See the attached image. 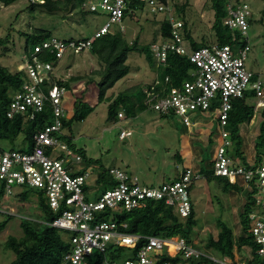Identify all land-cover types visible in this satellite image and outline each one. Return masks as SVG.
Listing matches in <instances>:
<instances>
[{"label":"built area","instance_id":"1","mask_svg":"<svg viewBox=\"0 0 264 264\" xmlns=\"http://www.w3.org/2000/svg\"><path fill=\"white\" fill-rule=\"evenodd\" d=\"M27 1L43 3L46 0ZM131 1L85 0L84 7L88 6L91 12L98 14L108 12L109 20L90 37L66 40L53 36L36 44L26 53L21 65L28 80L14 94L8 108L9 118L25 116L34 120L47 107L53 114L52 122L35 133L31 150L4 149L0 146V211L6 210L2 207L3 200L14 193V186L35 188L42 193L50 208L59 213L51 224L73 233L72 249L59 264H89V256L94 251L104 252L111 244L131 248L142 238L139 234L125 232L123 227L127 226L126 223L119 224L112 217L103 219V216H99L105 210L114 213L130 211L146 206L151 200H161L174 206L181 218H186L193 205L191 187L202 176L188 166L178 178L155 185L142 182L137 175L126 170L112 167L109 173L115 184L106 187L92 199L89 196L93 191L87 187L90 172L68 168L65 165L68 157H62L58 152L59 148L66 149V154L73 156L75 161L81 159L61 137L64 134L63 118L67 115L65 99L68 89L57 83L54 63L46 57L61 60L69 51L81 53L90 49L94 40L107 32H125L123 22ZM139 1L148 2L155 12L169 13L173 36L151 44L152 55L159 67L168 65L170 52L187 56L194 66L193 72L189 73L191 79L184 81L180 87L169 88L167 93L165 88L159 87L169 80V76L155 79L145 89L146 103L164 116L180 117L186 126L195 123L193 115L197 112L211 114L213 119H217L221 142L215 149L212 175L227 178L249 191L256 187V203L249 213V219L257 256L264 261V162L259 166L247 167L234 159L229 152L232 140L227 129L235 98L253 90L255 112L264 107V83L260 78L252 80L254 72L248 69L246 63L251 45L244 44L237 53L231 45L218 43L192 49L183 36L184 21L171 12L170 5L159 0ZM5 6L4 1L0 0V12ZM226 7L228 15L224 24L239 30L247 38L249 18L252 16L250 5L242 0H227ZM119 116L123 117L124 114L120 112ZM129 134L130 131L122 130L120 138ZM145 238L135 257L116 262L104 259L102 264H173L164 259L166 256H180L177 264H207V261L229 264L225 257L218 259L196 247L195 243L190 244L181 235H151ZM262 261L255 264H264Z\"/></svg>","mask_w":264,"mask_h":264},{"label":"rangeland","instance_id":"2","mask_svg":"<svg viewBox=\"0 0 264 264\" xmlns=\"http://www.w3.org/2000/svg\"><path fill=\"white\" fill-rule=\"evenodd\" d=\"M242 1L250 5L252 16L249 20L253 19L252 22L249 21L247 38L244 36L241 38L248 39L251 45L246 61L247 67L257 73L264 83V0ZM176 3L187 4L186 19L195 40L206 41L208 45L217 42L212 28L215 17L211 0H171V12L177 17ZM28 8L27 0H18L2 8L0 12V36L6 37L9 34L10 38L7 50L0 46V64L8 68H13L15 64L22 65L25 61V37L21 31L30 33L34 29L48 28L52 30L54 37L60 39L90 37L109 20L108 12L94 13L88 6L84 7L82 4L54 13L43 10L30 11ZM165 12L168 11H153L146 2L143 9L137 10L134 18L127 17L124 20L125 37L129 41L139 37L143 44L161 41L160 23L166 15ZM239 49V46L233 48L236 53ZM127 63L131 71L108 91L110 101L99 102L97 78L96 82L90 84L87 83V78L72 83V89L67 91L68 96L65 99L67 114L73 113V102L81 95L90 104L96 105V108L85 120H74L64 128V134L68 135L65 141L81 159L75 161L73 156L66 154V149L59 148L58 152L62 157H68L65 161L68 168L90 172L87 187L89 191H93L89 196L92 199L106 188L96 183L100 171L111 176L109 169L117 167L137 175L144 183L157 185L178 178L190 160L194 171L200 170L202 174L191 187V198L196 208L197 219L192 235L193 242L218 259L223 258L220 252L210 249L206 242L210 236H217L218 218L228 222L236 236L242 233L241 214L247 202V193L234 190L224 192L217 183L218 179L210 181L206 178V175L213 172L215 149L221 142L217 119H213L211 114L196 113L207 121V125L203 126L207 131L206 138L188 136L186 131L191 128H188L180 117L164 116L150 106L136 115H128L123 110V117L119 116L117 121L109 122L108 106L118 93L138 85L140 88L135 91V98L145 99L147 86L155 79L162 78L163 68L159 67L156 59L148 60L143 53L130 52ZM100 67L97 56L89 49L81 53L69 51L54 68V75L57 79L67 80L72 76L90 74ZM193 70L194 67L189 73ZM250 101L255 102V98H251ZM259 117L260 113L256 112L251 123L242 124L241 143L229 146L240 147L244 152L243 159L249 162L254 157ZM122 130L130 131V134L120 138ZM23 139L22 132L13 139L0 140V146L4 149L28 151L30 144L24 143ZM178 152L182 156L180 161L176 157ZM238 161L243 162L242 159ZM14 190L13 194H9L3 200L5 212L14 214V217L9 220L6 228L0 231V264H9L16 258L12 250L5 249L4 243L10 235L17 237L23 235L22 218L27 215L42 218L43 214L37 201V193H40L37 189L14 186ZM22 190H29L32 193L29 200L21 199L19 192ZM3 217L4 214H1L0 218ZM242 257L240 254L239 260L228 259V262L242 264L244 262Z\"/></svg>","mask_w":264,"mask_h":264},{"label":"trees","instance_id":"3","mask_svg":"<svg viewBox=\"0 0 264 264\" xmlns=\"http://www.w3.org/2000/svg\"><path fill=\"white\" fill-rule=\"evenodd\" d=\"M3 1L5 5L8 6L18 0ZM84 1L85 0H46L43 3L28 2V9H30V11L43 10L54 13L75 8L76 5H83ZM159 1L171 5V0ZM211 1L215 17L212 28L215 33L216 43L220 45L229 44L232 48L241 47L249 43L247 39L241 40L244 35L239 30L231 29L224 24V19L228 15L226 7L227 0ZM145 4V1L132 0L126 9L125 19L127 17L134 18L137 15V10L143 9ZM186 7V3H176V15L184 21V38L189 41V45L192 49L207 46L208 44L205 43L206 41H197L193 37L192 30L186 19ZM21 11H23V9L20 10V12ZM165 13L166 15L160 23V37L163 41L173 36L169 13ZM249 21L252 22L253 19ZM21 34L25 37V53L34 49L36 44L53 37L52 30L48 28L34 29L30 33L21 31ZM68 39L76 38L72 37ZM9 41V34L6 37L0 36V46L5 50L8 49L7 44ZM152 43L143 44L140 42L139 37L129 41L125 37V33L120 31L107 32L96 38L89 49L92 54L97 56L101 67L93 70L87 75L72 76L67 80L58 79L57 83L71 90L72 83L87 78V83L90 84L96 82L97 78L99 102L104 100L110 101V96H107L108 91L131 71V67L127 63L130 52L136 51L143 53L148 60L155 59L151 52ZM46 59L52 61L55 67L60 62V60L53 56L46 57ZM193 67V64L187 56H181L177 53L170 52L168 55V65L162 67V79L168 75L169 80L159 87V89L163 87L166 89L167 93L169 88L174 86L180 87L184 81L191 79L189 71ZM258 78L259 75L254 73L252 80ZM26 80H28L27 73L20 64H15L13 68H8L0 64V140L13 139L23 132V142L29 143V150H31L34 145L35 133L40 131L46 124L52 122L53 114L47 107L42 113H39L34 120L28 119L25 116H16L14 118H9L7 116L8 108L14 94L22 88ZM138 88H140L138 85L131 86L127 90L118 93V95L112 99V102L108 106L107 113V120L109 122L112 123L117 121L120 118V112H123V110L128 115H136L149 107L146 103V93L145 99L136 100L135 91L137 92ZM254 96L255 92L250 90L243 96L233 100V109L230 112L227 126L231 134L232 144L239 145L241 143V125L246 122L251 123L255 116V102L250 101ZM95 108L96 105L90 104L83 98V95L77 97L73 102V113L70 115L67 114L66 117L63 118L64 128L68 127L74 120H85ZM259 113V132L254 143V159L251 162L243 159L244 152L238 146L229 148L232 157L236 160L242 159V163L247 167L259 166L264 162V107L260 109ZM67 136V134H63L61 137L66 140ZM176 157L179 161L182 159L179 152L176 154ZM206 178L210 181L218 179L217 183L224 192L234 190L240 193H247V202L241 214L242 233L236 236L228 222L218 218L217 223L219 232L217 236H210L206 245L210 249L220 252L226 259L239 260L238 256L241 254L243 255L242 259L244 262H248L249 264H255L258 261L261 262L262 260L257 256V245L251 233L252 223L249 219V213L254 209L256 203V187H254V190L249 191L245 186L238 183H231L227 178H221L212 174L206 175ZM96 183L99 186L104 185L108 187L113 186L115 181L109 174L107 175L106 172L100 171L96 178ZM19 195H21L22 200L26 201L30 199L32 193L29 190H22L19 192ZM37 201L43 211L42 218L30 217L28 215L27 217H23L21 220L23 235L20 237L10 235L4 243L6 250H12L16 254V258L9 264H59L64 259L65 255L72 249L73 233L51 224L58 217L59 213L54 212L50 208L42 193H37ZM19 206L20 208L22 207L21 205ZM2 207H4L3 204ZM1 214H4V217L0 218V231L5 229L9 220L14 217V214L7 213V211H0V216ZM99 216H103V219H105V217L106 219L112 217L119 224L126 223L127 226L123 227L125 232L139 234L142 238L131 248L111 244L104 252L94 251L89 256V264H102L104 259L116 262L135 257L137 251L145 243V236L157 235L165 237L181 235L194 244L192 235L197 224L194 203L190 215L186 218H181L174 206H169L161 200H151L146 206L135 208L130 211L120 210L114 213L110 210H105ZM195 246L201 249L199 245L195 244ZM164 259L172 261L173 264H177L181 260V257L166 256ZM207 264L213 263L207 261Z\"/></svg>","mask_w":264,"mask_h":264},{"label":"crops","instance_id":"4","mask_svg":"<svg viewBox=\"0 0 264 264\" xmlns=\"http://www.w3.org/2000/svg\"><path fill=\"white\" fill-rule=\"evenodd\" d=\"M194 118L196 119L195 123L192 126H188V128H191V129L190 130L188 129V131H186V133H188L187 135L188 136H194L197 138H204V137L206 138L207 137V131L204 129L203 126L207 125L206 124L207 121H205V119H203L202 116H197L196 114H195ZM197 126H199V127H197ZM203 131H204V133H203ZM252 159H254V157ZM186 166L191 167L190 160ZM196 171L199 172L200 170H196Z\"/></svg>","mask_w":264,"mask_h":264}]
</instances>
